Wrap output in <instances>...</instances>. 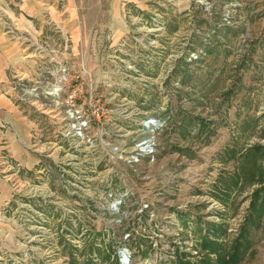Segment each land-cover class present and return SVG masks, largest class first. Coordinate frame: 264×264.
<instances>
[{
	"label": "rangeland",
	"instance_id": "374dc122",
	"mask_svg": "<svg viewBox=\"0 0 264 264\" xmlns=\"http://www.w3.org/2000/svg\"><path fill=\"white\" fill-rule=\"evenodd\" d=\"M65 4L60 23L0 1L18 51L2 92L27 123L0 122V264H123L125 249L129 264H264V0H120L117 17L115 0H92L108 15L87 32L62 26ZM73 90L108 151L77 145L60 101ZM91 90L104 115L85 105ZM155 102L171 116L158 135L170 172H131L118 141L134 145Z\"/></svg>",
	"mask_w": 264,
	"mask_h": 264
},
{
	"label": "built area",
	"instance_id": "2783aa9c",
	"mask_svg": "<svg viewBox=\"0 0 264 264\" xmlns=\"http://www.w3.org/2000/svg\"><path fill=\"white\" fill-rule=\"evenodd\" d=\"M66 93H67L66 94L67 97L65 98V100L62 98L60 101L62 102L65 101V103H67L68 106L67 112L70 114V116L73 117V121L78 123L77 126L75 124L76 131L74 136L77 137V139H75L76 142L80 141L82 145L79 142L77 145L79 147L84 145L86 150L89 151V153L90 150L92 149L94 151H98L99 154L101 152L108 151L112 143L106 141L105 138L102 136L99 138V144L101 145V149L100 148L98 149L97 146H94L97 145L95 144L97 139L90 136V134H88L90 130V125L88 124L89 121L86 120L83 115L76 116V113L78 114L80 111V108H77L78 107L77 102H79L78 100L79 98L77 97V92L73 90V91H68ZM27 94H32L33 96V93L30 90H27V93H25V95ZM159 94H163V93L159 92ZM36 96H38V94H36ZM47 97L48 98L53 97L51 101L57 103L59 102L58 99L61 97V95L59 93V90L57 88L56 89L54 88V91L49 93ZM144 97H145L144 102H148V103H150L152 100L161 99L158 98L159 97L158 93H154V92ZM85 105H88L89 107L88 109L93 111V113L96 114L97 116L104 115V107L102 106V97L100 96V94L98 93L94 94V92H92L91 90L89 96L85 100ZM171 105L172 103L168 101L166 109ZM150 106L154 107L155 111L150 109L149 111H153V112H149V111L146 112V114L144 115L141 121H136L134 123V125L136 126L135 129L141 132L140 136L137 139L134 138V142H135L134 145L130 147L126 142L128 136L126 134H121V138L118 141L120 147L117 148L116 152H119V155L124 156L123 158L124 167H126L131 172L133 171L136 173L139 167L141 169L144 168L141 164L149 163L150 166L153 164L154 165L159 164L158 167L161 169L160 174L168 173V171L170 172L169 170L170 167L168 166V164L170 161L173 160L165 159L166 157H168V154H166L164 157L160 156L161 141H159L158 135L162 130V128L165 126V124L166 123L168 124V121L171 118V116L170 115L163 117L161 116L162 111L160 110L161 112H159V106L161 105L158 102L151 103ZM117 110L119 109L117 108ZM106 111H109V108H107ZM120 130L123 131L124 126H120L119 131ZM128 148H130V150H128ZM174 154H176V158L174 159V161H176L175 162L176 167L183 166L185 168L191 166L192 163L188 158H186L185 154L184 155L180 153H174ZM163 159H165L166 161H164ZM161 160H163L162 163L159 162ZM101 161L102 159L100 158L99 162ZM178 161L180 162L178 163ZM151 173H155V170H153ZM114 204L111 206L117 208V206L120 204V201H116L114 202ZM124 254L125 256H124L123 264H129L131 253L128 251V249H125Z\"/></svg>",
	"mask_w": 264,
	"mask_h": 264
},
{
	"label": "crops",
	"instance_id": "0c3cea01",
	"mask_svg": "<svg viewBox=\"0 0 264 264\" xmlns=\"http://www.w3.org/2000/svg\"><path fill=\"white\" fill-rule=\"evenodd\" d=\"M5 1V0H0ZM8 2H13L14 5L19 6L23 13H16L17 16L20 17L24 16V14L35 16L37 18H43L44 16H51L53 20L60 22V12L59 10V0H7ZM99 2L102 0H98ZM82 2H88L89 5L86 8L87 11L83 13H79V9L81 8ZM92 0H66V4L64 6V10L68 8L67 12H69V16L67 22L69 24L65 25V20L63 21V27L71 32H87L91 26L99 25L98 18L104 17L108 15L107 9L105 7H101L98 4L92 5L90 4ZM97 2V0H95ZM118 2L120 0H115V7L110 10L112 17H117L119 12ZM17 9V8H16ZM20 15V16H19ZM97 20V22L95 21ZM115 22H118L115 19ZM95 21V22H94ZM93 28V27H92ZM17 49L14 43L2 32L0 27V122L2 120L8 122L17 127V125L27 132V123H24L21 115V111L19 112L18 108L14 107L11 100L8 99L6 95L3 94L4 82L7 81L8 69L10 66L16 62L15 58L17 56ZM2 119V120H1ZM1 124V123H0ZM17 124V125H16ZM18 128V127H17ZM19 129V128H18ZM24 133V135H25ZM10 148L15 151L16 157L19 159H23L26 155L23 152L20 143L15 142L14 140L10 139L9 142ZM13 151V152H14ZM0 152H1V145H0ZM4 188L5 184H2Z\"/></svg>",
	"mask_w": 264,
	"mask_h": 264
},
{
	"label": "bare ground",
	"instance_id": "6f19581e",
	"mask_svg": "<svg viewBox=\"0 0 264 264\" xmlns=\"http://www.w3.org/2000/svg\"><path fill=\"white\" fill-rule=\"evenodd\" d=\"M111 208H112V209H116V208H114V206H112ZM116 211H117V209H116Z\"/></svg>",
	"mask_w": 264,
	"mask_h": 264
},
{
	"label": "water",
	"instance_id": "95a60500",
	"mask_svg": "<svg viewBox=\"0 0 264 264\" xmlns=\"http://www.w3.org/2000/svg\"><path fill=\"white\" fill-rule=\"evenodd\" d=\"M124 252L123 250L121 251V253Z\"/></svg>",
	"mask_w": 264,
	"mask_h": 264
}]
</instances>
